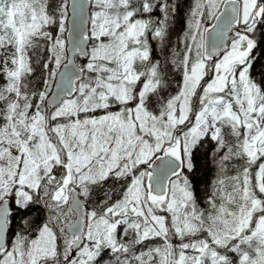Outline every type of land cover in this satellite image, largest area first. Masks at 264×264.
Here are the masks:
<instances>
[{
    "label": "snow or ice",
    "instance_id": "snow-or-ice-1",
    "mask_svg": "<svg viewBox=\"0 0 264 264\" xmlns=\"http://www.w3.org/2000/svg\"><path fill=\"white\" fill-rule=\"evenodd\" d=\"M0 264H264V0H0Z\"/></svg>",
    "mask_w": 264,
    "mask_h": 264
}]
</instances>
